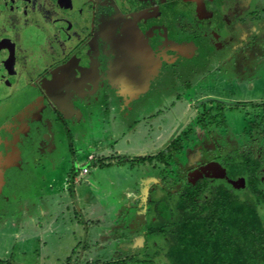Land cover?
<instances>
[{
    "label": "rangeland",
    "instance_id": "rangeland-1",
    "mask_svg": "<svg viewBox=\"0 0 264 264\" xmlns=\"http://www.w3.org/2000/svg\"><path fill=\"white\" fill-rule=\"evenodd\" d=\"M41 1L43 0H37V2H33V0H0L1 111L9 107L12 110L18 108V100L27 94L26 82L23 79L28 75L32 76V72L35 70L33 65L37 58L43 65L47 56L50 55V52L48 53V49L51 47L49 46L50 40L55 43L57 36H63V38L67 36V40L69 39L65 26L68 24V27L71 28V25L67 20L58 19L56 22L45 20L42 16V6H39ZM217 2L209 3L210 10L214 12V17L212 16L214 22L211 26L204 21L196 24L189 22L188 26L191 30L193 29L192 32L195 31L201 37L205 33L204 35L208 39L207 43L214 50L215 59L216 55H219V51L224 52L225 55L228 54V56L232 55V59L236 61L233 60L232 65H227L228 69L222 65L217 71L216 68L219 64L215 61L210 62L212 66H207V68L204 66V69H201L202 66L197 67L199 65H196V60H194L196 56H192L188 58L193 62L192 69L181 70V66L178 64L174 67L168 66L170 74L168 81L159 85V91L155 92L157 95H154L153 91L156 88L152 85L159 79L158 74L167 62L166 57L152 58L151 61L155 64L152 68L143 66L141 63L138 66L142 70L141 76L133 79L125 75L124 69L123 75L121 74L120 56H118L117 49L113 45H104L101 46L102 58L105 62L103 68L101 69L94 63V69L101 74V78H94L90 81L93 90L88 88L89 85L78 90L75 85L67 81L57 95L51 93L52 100L67 125L51 127V134L46 132L43 138L36 137V140H31L28 145H25V148L29 147V149L21 148L20 157L26 162V165L21 168L17 166V169L19 171L22 169L25 174L21 182L13 183L16 184L13 189L19 188V191L15 194L12 188L11 190L7 189L6 200L3 197L0 198V264H69L66 259L71 258L73 262L77 252H80L81 264L88 261L114 260L126 256L123 240L128 241L136 232L133 225L137 229L141 226L152 225V223L147 225L142 222L144 210L143 213L141 210L137 213L134 208H128L125 210L124 216L126 217L123 216V222L113 229L108 228L107 236L114 237L117 241L116 245L114 241L97 244L96 238H99L97 230L104 232L103 229L112 225L114 210L111 206H114V198H111V202L103 203L104 206H107L106 212H104L105 209H103L104 211L93 210L89 207L86 197L91 196V200L95 201V188L85 180L75 184L79 195L73 194L74 184L67 193L62 192L61 187H64L62 177H67L68 163L73 161L72 154H75L77 160L84 155L89 157L98 152L102 154L105 149L100 146L101 144L98 145V141L101 142L100 139L104 138L105 133L108 135L113 130L121 131L123 136L121 140L119 139L120 147L135 155H142L143 149L150 150V153L159 152L171 138L173 141L179 140L181 150L177 157L181 162L186 163L188 153L194 149L192 145L195 141L191 136L199 137L201 134L191 127L197 124L199 126L201 119L194 113L184 126L178 121L184 117L188 109L194 106L197 99L215 96L228 101H255L249 107L231 108L234 109L233 112L227 111L229 108H226L221 113L228 115L229 120L233 117L237 118V122L228 127L226 133L218 138L217 143L218 145L224 144V150L227 151L240 146L248 138L247 133L250 130L247 129L248 125L239 122L238 119L241 120L242 115H244V120L250 119L253 117L254 111L262 108L260 104L256 103H258V99L264 100V30L256 36L257 39L250 49L239 53L241 48L246 49L247 46L246 42L239 41L241 27L237 19L241 14L238 8L243 7L247 12L249 9L256 10L255 16L262 18L261 27L264 28V0H238L234 6L227 5L225 7ZM48 5L53 6L54 4L49 3ZM256 6L258 7L256 8ZM53 10L55 13L58 12L57 7ZM261 18L257 21L260 22ZM225 20L227 22L224 23ZM252 21H255V18ZM17 22H20L21 25L19 33L14 28L18 25ZM233 24H236V27L232 31L230 27H234ZM60 27L61 31L57 29ZM48 40L47 47L42 48ZM167 44L168 42L165 44L158 42L157 49L165 53L169 49ZM176 44L173 41L170 42V46L177 48ZM185 46L188 48L187 45ZM202 48L206 49L207 46L204 45ZM28 56L32 64L26 68ZM94 60H96V56ZM174 60L176 59L172 57L171 60L170 58V64L179 62ZM219 61L222 64H230L227 59ZM208 68H212V70L210 69L212 74L206 72ZM206 73L207 79L203 81L202 78ZM209 74L211 75L209 76ZM107 86L111 91L105 92ZM54 122L56 121L54 120ZM137 122L141 123V126L139 131L135 132L132 128L137 126ZM68 127L70 130L67 129ZM173 127H176L175 132L172 131ZM191 130L196 132L193 134ZM71 137H74V147L70 145ZM203 138H197V143L202 142L201 140H204L205 143L206 138ZM207 139L209 141L208 136ZM39 141H46V146L49 148L46 150L38 148ZM107 141L112 145L115 143L114 138L107 137ZM145 143L146 146H144ZM41 144L43 145V143ZM155 145L157 146L155 147ZM219 147L221 149V145ZM144 161L153 163L161 175L170 174V169L174 175L179 173V168L173 159L169 160L168 154L162 158H158L156 155L153 159L147 158ZM127 170V167H123V172ZM16 171L14 167L11 176L18 172ZM216 174H218L217 171ZM70 181L73 183V178ZM51 183L56 188H49ZM171 196L173 199L177 197L174 194ZM164 197L165 195L162 194L152 198L153 202L149 205L148 211H153L155 202H159V206L166 211L164 214L166 217L168 214L167 204L163 201ZM53 202L55 204H52ZM89 204L94 205L90 201ZM123 208L125 209V206ZM122 211H119L120 215H123ZM160 214L163 215L162 212ZM161 220L159 221L161 222ZM87 226L89 227V237L87 236ZM125 248L127 247L125 246ZM115 251L116 254H114ZM152 251L151 255L154 257Z\"/></svg>",
    "mask_w": 264,
    "mask_h": 264
},
{
    "label": "flooded vegetation",
    "instance_id": "flooded-vegetation-1",
    "mask_svg": "<svg viewBox=\"0 0 264 264\" xmlns=\"http://www.w3.org/2000/svg\"><path fill=\"white\" fill-rule=\"evenodd\" d=\"M35 1L37 2V0H33V2ZM216 2L222 7H225L227 5L234 6V3L236 2L235 4H237L238 0H43L39 2V6H42V16H44L45 20L52 22H56L58 19L67 20L71 25V28L70 26L68 27V24L65 26L69 39L67 40V36L66 38L57 36L55 38V43H52L51 40L49 42L48 40L46 44L42 46V48H46L47 43H50L49 46L51 47L48 49L50 55L47 56L46 60L45 57L43 58L45 60L43 65H41L42 62L37 58L33 65L35 70L32 72V76L30 77L27 74L28 76L23 79L26 82L27 94L24 98L18 100V108L12 110V108L9 107L8 109L0 110V198H6L7 189L11 190L12 188L15 194L19 191V188L13 189L16 185L13 183L15 181L21 182L25 174L22 172V169L20 171L17 169V166L21 168L26 165V162L20 157L22 154L20 153L21 148H25V145H28L31 140H36V137L43 138L45 133L43 130H51V127H58V125H67L58 107L55 106L51 93L57 95L63 84L67 83V81L75 85L78 90L80 88H86V85H89L88 88L93 90L90 81L94 78H101V74L94 69V63L101 69L105 63L102 58L103 50L101 46L113 45L114 48L117 49L118 56H120L121 74L123 75L124 69L125 75L133 79L141 76L142 70L138 68L141 63L143 66H151L152 68L155 65L154 62L151 61L152 58L159 59L166 57L167 62L163 70L160 69L159 71V79L154 81L152 85V87L155 86L156 88L153 91L154 95H157L156 93L159 91V85H163L165 81H168L167 79L170 76L168 66L174 67L178 64L181 66V70L187 68L192 69L193 62L188 60V58L192 56H196L194 60H196V65H199L197 67L202 66L201 69H204V66L206 68L207 66H212L210 63L211 61H215L219 64L216 68L217 71L222 65L228 69L227 65H232L233 62L236 61L232 59V55L228 56V54L225 55L224 52L219 51V55H216L215 59L213 56L214 50H212L207 43L206 40L208 39L206 35H204L205 33L203 32L204 34H202L203 36L201 37V35L196 34L195 31L192 32L193 29L191 30L188 26L189 22L196 24L200 21H204V23L211 26L214 22V12L210 10L209 3L213 4ZM49 3L54 5L49 6ZM55 7L58 8L57 13L53 10ZM257 7L258 6H256V8ZM238 11L241 14L237 19L241 27L239 30V41L246 42L247 46L246 49L241 48L239 50V53H241L242 51L245 52L248 50V48L250 49L255 39H257L256 36L260 34L264 28L261 27L262 18L255 16L256 10L253 11L249 9L247 12L243 7H239ZM253 18H255V21H252ZM259 18H261L260 22L257 21ZM225 22L227 21L225 20L224 23ZM241 23H244V25H241ZM17 24L18 25L14 28L17 33H19L21 25L20 22H17ZM233 25V28L230 27L232 31L236 27V24ZM42 27H44V25H42ZM223 28L225 29L224 26ZM57 29L59 31L62 30L61 27ZM45 30L48 32L46 28ZM171 41L177 43L178 49L176 46H170ZM158 42L161 44L168 42L167 45L169 49L165 53L159 51L157 49ZM185 45H187L188 48ZM204 45L207 46L206 49L202 48ZM43 55L45 56L44 53ZM95 56L96 60H94ZM172 57L179 62H174L173 65L170 64L171 61L169 60L170 58L172 60ZM225 57H227V61H230V64L220 63L219 60H226ZM30 60L28 56L26 68L32 64ZM212 68L206 69V72L212 74L213 72L210 71ZM161 71L163 72L161 73ZM28 72H30V70H28ZM207 73L205 77L202 78V80L204 79L203 81H206ZM211 74H209V76ZM15 90L18 89L15 88ZM108 90H110L109 86H107L105 92ZM252 102L255 101H228L215 96H206L197 99L194 106L188 109V112H186L184 117L182 119L180 118L181 120L179 119L178 122L180 124L183 123L184 126L189 122L188 119L190 116L196 113V116L201 119V123H199V126L198 124L194 127L192 125L191 128L200 132L201 134L199 137L202 139L205 137L206 142L204 143V140H201L202 142L197 143V138L199 137L191 136L195 141L194 145H192L194 149L188 153V161L186 163L181 162L177 155L174 157L168 153L169 160H174V163L179 168V173L174 175L172 169H170V174L160 175V189H163V193H168L170 191V194L176 195L182 185L197 184L201 180H207L209 186H225L235 194H241L246 190V185L243 182L245 177L243 178L239 175L237 178H231L222 163V158L226 152L233 149L240 150L244 144H256L259 149L264 151V106L260 110L254 111L252 118H247L245 121L243 119L244 115H242V121L240 118L238 119L239 122L248 125V130L250 129L247 133L248 138L243 141L240 146L225 151L224 144H219L221 145V150L217 140L226 133L228 127L237 122V118L233 117L229 120L227 117L228 115H222L221 113L226 108H229L227 111L233 112L234 109H238L241 106L249 107ZM263 102L264 100L258 99L259 104ZM54 120L56 122H54ZM175 128L173 127L172 131L175 132ZM67 129L70 130L69 127ZM194 130H191L193 134L196 132ZM45 142L46 141H39L40 145L37 147L44 148L45 150L48 149L49 147L46 146ZM172 142L173 138L162 146L158 154L170 148ZM41 143H43V145ZM70 145L74 147V137H71ZM26 149H29V147L24 150ZM72 155L74 156L75 154L73 153ZM123 157H125L123 154L121 155L117 152L111 156L101 155L99 152L89 156L95 165H106L107 162L114 158L123 160ZM135 157L136 156H134L133 159H135ZM72 158L73 161L70 162L71 166L69 171H71L75 178L80 175V170H82L86 163L80 164L77 162L76 157ZM88 162L89 161H87V163ZM135 162L137 163V161ZM141 162H138V164ZM14 167L18 172L16 171L17 173L11 176ZM216 171L218 174H216ZM263 171L258 170L256 172L258 186L262 190H264ZM165 181H168L170 184ZM232 182L236 183L237 187L231 184ZM73 184L74 182L71 183L70 181V185ZM227 184H231L232 187L230 188ZM168 185H171L172 188H169ZM171 199H173L172 196ZM172 202L174 203V200H172ZM258 206L260 213L264 217V201L259 203ZM138 210H140V207L135 211L138 213ZM149 223L147 217L145 224L150 225ZM132 227L136 231L133 233L132 238L128 241L125 239L123 240L126 252L142 254L144 251L151 250L153 246H161L159 244L160 238L148 234L147 227L141 226L139 229H137L135 225ZM88 231L89 230H87V232ZM112 240L116 245L117 241L115 239ZM125 246L127 248H125ZM116 253L115 251L114 254ZM74 256H76L75 259H78L77 257L81 255L77 254ZM66 261L68 262V258Z\"/></svg>",
    "mask_w": 264,
    "mask_h": 264
},
{
    "label": "trees",
    "instance_id": "trees-1",
    "mask_svg": "<svg viewBox=\"0 0 264 264\" xmlns=\"http://www.w3.org/2000/svg\"><path fill=\"white\" fill-rule=\"evenodd\" d=\"M260 105L263 107L264 102ZM180 150V141L175 140L158 158L168 153L176 157ZM130 159L123 157L124 161ZM222 163L231 178L245 177L243 193L235 194L225 186H209L207 180L182 185L175 199L167 190L163 201L168 215L164 217L166 211L155 202L157 221L147 227L148 234L160 238L161 246L142 254L127 252L114 260L83 264H264V217L258 206L264 201V190L258 186L256 173L264 170V151L256 144H244L240 150L226 152ZM77 258L73 262L68 258L69 264H81Z\"/></svg>",
    "mask_w": 264,
    "mask_h": 264
},
{
    "label": "crops",
    "instance_id": "crops-1",
    "mask_svg": "<svg viewBox=\"0 0 264 264\" xmlns=\"http://www.w3.org/2000/svg\"><path fill=\"white\" fill-rule=\"evenodd\" d=\"M137 123H138L137 126L136 127L133 126L132 128L133 131L135 132L136 131L138 132L141 126V123L139 122ZM43 131L45 133L46 132L50 133L49 129H45ZM47 136H50V135H47ZM103 136L104 138L100 139L101 142L98 141V145L101 144L100 146H102V148L105 149V151H102V154L100 153L101 155L106 154L105 156H111L112 154L116 152L121 155L125 153L123 154V156L129 157L131 159L129 161H124L122 159L114 158L111 161L107 162L106 165H95L93 161L89 157H85V155L81 157V159L79 160H77L76 158L78 163L80 164L86 163V165L89 166V168L91 167L90 172L84 174L82 170H80V175L74 178L71 171H69L67 174V177L66 176L62 177L64 181L63 182L64 187H61L63 190L62 192L67 193V191L71 190L70 187L72 185H70V180L72 178L74 181V185L78 182L79 183L82 182V180H85L87 183H89L91 187L95 188L94 189L95 201L91 200V196L86 197L89 207L92 208L93 210L105 209V211L104 210L103 211L106 212L107 206H104L103 203L107 201L111 202V198H114L115 200L113 204L114 206H111L114 210V214L112 217L113 219L111 221L112 225H109L107 228L103 229L105 230L104 232H99V231H102L99 229L97 230L98 237H99V238H96L97 244L105 243L108 241H110L109 243L113 242L112 239H114V237L107 236L109 233L108 228L110 227L113 229L116 226L120 225L123 222V216L125 214V210L128 208H134L135 210H137L140 207V210L142 213L144 210V215H143L144 219H142L143 223L144 222L146 223L147 217H148V222L150 223L157 221V216L154 213V210L148 211V207L153 202L152 198L154 199L160 196L161 194H164L162 192L163 189L162 190L160 189L161 188L160 187L161 173L159 169L155 168L154 164L148 161L141 162L140 164H138V162L136 163L135 161H132L134 156L142 157L144 158V160L147 158L153 159V157H155L157 155L156 153L158 152L155 151L153 153H150V150H146V149H143L141 151L142 155L140 154L135 155L131 152H126L119 145V139L121 140L123 134L121 133V131H118V130H115V131L113 130V132H111L108 135L105 133V135ZM107 137L114 138L115 143L113 145L110 144V142L107 141ZM144 146H146V143L144 144ZM156 146L157 145H155V147ZM90 148L93 149V147H90ZM73 157H76V156L74 155ZM87 161H89L90 165L89 163H87ZM68 166L70 169V166H71L70 162L68 163ZM123 167L128 168V170L125 171L126 174H124L125 172H123ZM123 184H126V185H123ZM66 186L68 187L65 188ZM49 188L54 189L56 188V186H54V184L52 185L51 183ZM73 188H74V195L75 196L79 195L76 185ZM89 201L90 203H93L94 205L89 204ZM55 203L56 204L58 203L57 200L55 201ZM55 203L53 202L52 204H55ZM123 206H125V209L123 208ZM100 207H103V208H100ZM123 209L124 211H122ZM120 210L123 212L122 213L123 215H120L119 213ZM88 228L89 227L87 226V230H89ZM87 236L89 237L88 232H87Z\"/></svg>",
    "mask_w": 264,
    "mask_h": 264
},
{
    "label": "built area",
    "instance_id": "built-area-1",
    "mask_svg": "<svg viewBox=\"0 0 264 264\" xmlns=\"http://www.w3.org/2000/svg\"><path fill=\"white\" fill-rule=\"evenodd\" d=\"M89 170H90V168H89V166H87V165L83 166V168H82V172H83L84 174L88 173Z\"/></svg>",
    "mask_w": 264,
    "mask_h": 264
},
{
    "label": "water",
    "instance_id": "water-1",
    "mask_svg": "<svg viewBox=\"0 0 264 264\" xmlns=\"http://www.w3.org/2000/svg\"><path fill=\"white\" fill-rule=\"evenodd\" d=\"M231 184H233L235 187H237V184L236 183H233L232 182ZM231 184H227V185L231 188L232 187Z\"/></svg>",
    "mask_w": 264,
    "mask_h": 264
}]
</instances>
